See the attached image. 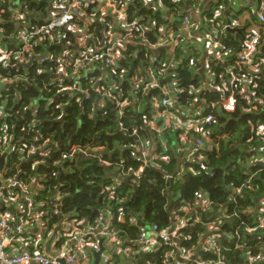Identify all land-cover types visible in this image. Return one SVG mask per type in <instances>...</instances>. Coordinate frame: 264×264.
<instances>
[{
    "label": "trees",
    "instance_id": "1",
    "mask_svg": "<svg viewBox=\"0 0 264 264\" xmlns=\"http://www.w3.org/2000/svg\"><path fill=\"white\" fill-rule=\"evenodd\" d=\"M11 2L19 3L18 14L12 12ZM49 2L0 0L1 42L9 50L15 51L18 44L16 33L20 29L18 23L27 24L29 30L43 25ZM162 2L164 6L173 9V0ZM187 7L194 8L195 4L187 1L184 6L175 8V11ZM18 15L22 20H15ZM149 15L153 22H160L157 14L151 12ZM94 20L90 31L99 43L102 42V30L112 21L108 16L103 18L102 23L98 16ZM174 22L172 26L177 29L180 17L175 18ZM75 23L81 24L78 19H75L73 24ZM75 36L69 28L55 30L48 39L33 46L34 54L38 58L12 71L7 68L0 70L3 77L19 76L27 81L20 83L17 90L8 86L3 91L8 95L5 107L7 118L4 120L6 129L3 133L27 144L36 142L46 151L44 164L33 168L31 160L21 165L19 175L16 172V156H8L7 174L18 175L26 185L35 177L43 180L44 188L37 192L34 200L36 203H50V209L42 206L48 213L54 210V200L61 199L59 212L50 218L48 225L52 226L56 222L58 224L64 215H73L86 222L89 228H93L96 227L95 221L99 213L109 209L116 217L117 210L120 209L124 214L136 220L140 219L144 227L156 225L159 230L164 231L172 226L173 216L183 206L195 207L204 197L208 200L209 212L197 210L204 220L218 216L222 208L228 209L226 219L220 225L221 235L214 236V250L205 252V247H202L203 250L199 249L200 237L205 233L201 223L192 224L183 230V237L189 239H180L178 247H194L197 255L202 256L205 261L221 258L224 264H242L248 255L264 256V228L251 232L255 227L256 216L249 214L254 211L257 201L264 200V105L258 108L261 116L253 117L247 113L250 109L247 104L249 95L255 100L262 98L264 101V80L260 74H253L254 66L250 65L241 72L234 71L237 82L230 86L227 85L230 79L225 74L229 70V62L208 65L213 78L211 85L215 86L224 81L227 91H232L235 95L236 110L232 113L223 112L220 109L219 93L206 92L201 100H205V113L211 115L213 120L202 124L198 128L201 129L199 133L197 130L184 133L175 128L174 124L153 121L155 126H164L161 140L165 144L161 146L160 137L149 126L154 114L152 106L146 96L139 92L134 93L129 83L122 82L121 90L133 104L124 109L121 118L118 117V109L110 102H105L103 108H94L96 96L89 81L103 75L99 68L86 78L78 80L79 87L86 90L89 99L80 97L79 101L73 100L65 105L68 99L66 95L57 94V86L50 85L51 74L55 70L54 63L45 61L41 64L39 58L48 56L54 60L66 50L73 51L72 47L58 45L56 39L59 38L62 43H72ZM148 38L154 42L153 34L148 35ZM240 38L239 34H233L222 39V50L238 49ZM165 53L163 48L159 49L157 55L150 50L142 51L132 66L130 59L121 60L117 64L114 78L120 80L121 71L130 70L131 67L148 69L151 59L159 58L164 63ZM204 56V65H207L210 58L205 52L191 50L188 56L183 52L178 54L179 64L175 80L184 90L183 93L175 95L179 107H188L196 99V95H187V89L197 86L199 81H205L202 76L207 67L203 72L200 64ZM13 63L15 61L12 60L11 64ZM241 78L256 79L252 94L245 92L239 84ZM119 123L128 130V134L118 128ZM260 127L263 132L258 134L257 128ZM131 133H136L139 140L128 136ZM202 134L208 139L211 149L207 152L196 149L192 158L185 161L187 149L195 145ZM139 142H148L150 150L153 149V153L159 155V158L146 163L132 156V151ZM72 148L92 153L86 159L77 154L69 159ZM255 154L256 161L251 159ZM156 163L160 168H156ZM129 169L140 170V179L146 184H132L123 180L129 175ZM114 173L122 180L113 177ZM167 175L171 176L169 180ZM248 178L250 181L246 185ZM111 193L113 199L109 198ZM114 228L120 230L123 237L127 235L130 240H135L142 231V227L132 226L127 222L119 224L114 221ZM168 249L165 246L163 251ZM160 256L161 253L155 255L148 251L138 264H162ZM126 260L116 259L115 264Z\"/></svg>",
    "mask_w": 264,
    "mask_h": 264
},
{
    "label": "built area",
    "instance_id": "2",
    "mask_svg": "<svg viewBox=\"0 0 264 264\" xmlns=\"http://www.w3.org/2000/svg\"><path fill=\"white\" fill-rule=\"evenodd\" d=\"M47 8V18L43 25L36 26L32 30L25 23H18L19 30L16 33L18 44L15 51L9 50L1 42L2 30H0V70L7 68L14 70L22 67V64L28 63L30 60L38 58L34 54L33 46L48 39L50 34L59 29H72L76 34L72 43H62L59 38L56 39L58 45H63L65 48H73V51L66 50L61 53L56 59L51 57L39 58L42 64L45 61L54 63L55 70L51 74L50 85L57 86V94L66 95L67 103L73 100L79 101L89 99L86 90H83L78 85V80L86 78L92 74L97 68L101 70L103 75L97 77L93 81H89L94 94V108H103L105 102H110L118 109V117L121 118L125 108L132 106L128 97L123 94L121 84L129 83L134 89V93L139 92L147 97L149 104L152 106L153 119L149 122L151 130L160 137L161 146L165 142L161 139V133L164 126H155V122L162 121L163 124H174L175 128L186 133L189 130H197L202 124H208L213 120L211 115L205 113L206 102L201 100L206 92H217L221 96L220 109L223 112L232 113L236 110V98L234 93L227 91V85L233 86L237 79L234 76V71L241 72L248 66L253 65V74L264 80V57L257 58L258 50L263 42L260 34L261 26L264 24V0H241L238 5V10H230L226 20H219L221 13L218 8L214 7L210 15L212 19L207 21L208 28L205 29L202 37L196 38L195 31L191 24V15L195 11V7H187L181 13L174 15L170 8L164 6L162 0H49ZM176 1V0H173ZM148 4H152V13L162 17L161 23L156 26L154 23L149 24L151 16L142 13V8ZM12 12L18 14L19 3L11 2ZM242 11V13H240ZM249 12L256 14V23L249 29L246 35H242L243 19L248 16ZM95 16L99 17L100 23L103 18L109 17L111 24L107 23L101 32L102 42L97 43L94 35L90 31V26L94 23ZM180 17V24L177 29H174L172 23L175 18ZM78 19L81 24L74 23ZM16 21L22 20L19 15L15 18ZM156 30V31H154ZM239 32V33H238ZM153 34L154 42H151L148 35ZM240 35V47L238 52L228 54L229 51H223L221 40L228 38L231 35ZM166 49L165 62L151 59L149 68L141 70L139 68L121 71L120 80L114 78L117 64L121 60L130 59V65L140 56L142 51H152L155 55L159 49ZM154 50H157L155 53ZM191 50L197 52H205L209 56L208 64L204 65L205 56L200 61L202 70L206 72L202 78L204 82L199 81L197 86H192L187 89V95H196V99L188 107H179L176 103V94L184 92L175 80L177 76V65L179 64L178 54L183 52L188 56ZM179 51V52H178ZM237 54V55H236ZM15 63L11 64V61ZM132 62V64H131ZM230 63L229 70L225 74L230 79L226 83L221 81L220 84L212 86V72L208 65L216 66L218 63ZM193 67V66H192ZM200 72V70L198 71ZM255 80L251 78H241L239 84L242 85L245 92L252 94L255 88ZM27 82L25 79L17 76L14 78L3 77L0 75V156L4 155L2 170L0 171V207L7 202L15 192H19L24 202V210L22 212L0 211V264H81L77 261L78 255L87 261L90 260L94 252H98L103 247L99 257L98 264H115L116 259H127L125 262L120 261L118 264H138L140 259H144L145 253L150 251L157 255L162 254V264H224L221 258L214 261H205L202 256H198L196 249H185L178 247V241L183 239V230L188 226L196 223H201L205 233L200 237V250L205 247V252H212L215 247L214 236H220L222 233V220L226 219L227 208H222L218 216L204 220L197 210L202 209L209 212L210 208L204 197L198 201L195 207L185 205L180 212L176 213L172 218V226L164 231L159 230L156 225L151 227H142L138 237L135 240H130L121 234L120 230L114 228V221L122 224L127 222L129 225L138 226L137 220L124 214L120 209L117 210V215L114 217L109 209L99 213L95 223L96 227L89 228L86 222L78 220L73 215H64L59 228L55 234L58 240L61 241L62 248L54 253H46L43 247L41 249L22 246L28 240L25 236L28 233V228L35 220L37 209L40 204L36 203L34 196L38 191L44 188V181L35 177L38 185L42 183L41 188H33L27 186L19 177L22 164L32 161V167L36 168L38 164L45 163L46 151L42 145L27 144L21 139L8 137L3 133L6 129L4 124L7 114L5 107L7 104L8 95L4 94L8 86L17 90L20 83ZM66 82L68 85L65 86ZM250 109L247 111L253 117L261 116L259 107L264 105L262 98L253 99L251 95L247 100ZM64 105V106H65ZM186 113H183L185 112ZM139 113V109L136 108ZM141 112V111H140ZM118 128L128 134V130L123 128V124L119 123ZM263 132L262 127L257 128V133ZM136 137V133L128 135ZM183 142L185 140L183 139ZM196 149L209 151L211 144L205 136L196 140L193 149L186 153L184 160L188 161L192 158L193 152ZM92 151L79 150L72 148L69 154V159H72L75 154L88 158ZM16 156L17 174L9 176L7 157ZM132 156L140 158L146 163L156 161L159 155H156L150 150L148 142H139L138 146L132 151ZM38 158V159H36ZM256 161V154L251 158ZM163 160V158H162ZM156 168L160 165L156 163ZM129 175L125 178L132 184L141 185L140 170H128ZM171 176L167 175V180ZM250 178L245 182L249 184ZM37 189V190H36ZM109 190V188L107 189ZM239 191L237 194L239 195ZM197 196V194H196ZM113 199V193L109 195ZM20 201V199H19ZM123 202V201H121ZM221 206V204L219 205ZM61 207V199L54 200V210L48 213L42 211L43 226L47 233L54 232V227L48 225L50 218L59 212ZM249 214L256 216L254 224L255 231L258 228H264V200H259L255 203L253 212ZM211 220V221H209ZM139 227V226H138ZM42 234L37 237L42 238ZM189 239V238H184ZM43 239H40V242ZM101 244V246H100ZM41 245L40 243L38 244ZM89 246L87 254L82 252L84 247ZM167 246L169 249L163 251ZM25 247V249H24ZM86 251V249H85ZM134 258V259H133ZM87 262L86 264H90ZM145 264H147L145 262ZM242 264H264V256L257 254L254 256H245Z\"/></svg>",
    "mask_w": 264,
    "mask_h": 264
},
{
    "label": "crops",
    "instance_id": "3",
    "mask_svg": "<svg viewBox=\"0 0 264 264\" xmlns=\"http://www.w3.org/2000/svg\"><path fill=\"white\" fill-rule=\"evenodd\" d=\"M189 1V2H193L195 4V11L193 13V15H191V24L193 25V28L196 29L195 31V36L196 38L202 37L203 33L205 32V29L208 28L207 26H209V23L207 21L212 19V15H210V13L213 11L212 9L214 7L220 6L218 9L220 11H222L221 13V18H219V20H226L228 18V14L231 10V8H226L224 5H222L223 1L220 0H176L173 1V9L170 7L172 13L174 15H176V13H181L184 10L183 9H178V11H175V8H180V5H185V3ZM241 4V0H237L236 2H232V6H236ZM152 9V4L151 6H149L148 4H146L143 8H142V13L144 14H148L151 13ZM238 10V9H237ZM240 13H242V11H240ZM256 14L253 12H249L248 16H245V18L243 19L244 24L243 27L241 29L242 31V35H246L249 31V29L253 26V24L256 23ZM177 18V17H176ZM160 22H153L152 21V17L149 18V24H155L156 26H158L161 23L162 17H159ZM255 19V20H254ZM175 22H173L172 24L174 25ZM179 26V25H178ZM261 26V30H260V34H261V38L263 40L259 50H258V56L257 58H262L264 57V24L260 25ZM240 41V39H239ZM240 47V42H239V46L238 49ZM238 49H227L226 51H229L228 54H233L235 52H238ZM164 51H166V49L164 48ZM154 52L156 53L157 50H154ZM237 55V54H236ZM209 93V92H208ZM193 149V145H191L188 148V151ZM152 152L153 149H152ZM35 181V178L34 180ZM31 182L30 184H27V186H29V190H30V186H33V188H41L42 187V183H40V185H38L36 182ZM36 189V190H37ZM20 199V201H19ZM48 203V202H47ZM47 203L44 202H40L39 204V208L40 210L42 209V206L47 207ZM24 210V202L22 200V197L20 195L19 192H15V194L13 196L10 197V199L5 202L1 207H0V211H8V212H22ZM39 212H37L36 218L35 220L32 222V224L29 226L28 228V233L25 236V238H27L28 240L26 241L25 244H22V246H33L34 248H39L41 249L43 247V249L45 250L46 253H54L55 251H59L62 246H61V241L58 240L57 235L55 234V231L57 228H59V223L57 224V222L52 225L51 227H54V232L52 230V233H47L46 228L43 226V216H42V211L40 212L39 209H37ZM43 210V209H42ZM39 234H42V238L37 237ZM40 239H43L40 242ZM41 244L40 246L38 244ZM25 249V247H24ZM86 249V251H85ZM89 250V246L86 245V247H84V249L82 250V252H84L85 254H87V251ZM78 259L77 261L81 264H86L87 262H91L90 264H94V258L93 256L90 257V260L87 261L86 259H83L80 255H78Z\"/></svg>",
    "mask_w": 264,
    "mask_h": 264
},
{
    "label": "water",
    "instance_id": "4",
    "mask_svg": "<svg viewBox=\"0 0 264 264\" xmlns=\"http://www.w3.org/2000/svg\"><path fill=\"white\" fill-rule=\"evenodd\" d=\"M239 33V32H238ZM79 133V132H78ZM82 158L84 159V156H82ZM3 162H4V155H1L0 156V171L2 170V166H3ZM113 177H115V178H117L118 180H122V178H120L117 174H113ZM132 177V176H131ZM130 177V178H131ZM130 178H123V180H128V179H130ZM139 182L140 183H143V184H146L145 183V181L144 180H142V179H139ZM212 220V219H211ZM211 220H209V221H211ZM137 225L139 226V227H143V224H141V222H140V219H138L137 220ZM100 246H101V244H100ZM102 250H103V247L101 246V248H100V250L98 251V252H94L93 254V258H94V264H98V262H99V257H100V254H101V252H102Z\"/></svg>",
    "mask_w": 264,
    "mask_h": 264
},
{
    "label": "rangeland",
    "instance_id": "5",
    "mask_svg": "<svg viewBox=\"0 0 264 264\" xmlns=\"http://www.w3.org/2000/svg\"><path fill=\"white\" fill-rule=\"evenodd\" d=\"M237 0H223L222 5H224L226 8H231L233 11H237L238 9V5L236 4V6H232V2H236ZM52 207V205H50V203H48L47 208L50 209ZM94 254H92L93 256Z\"/></svg>",
    "mask_w": 264,
    "mask_h": 264
}]
</instances>
